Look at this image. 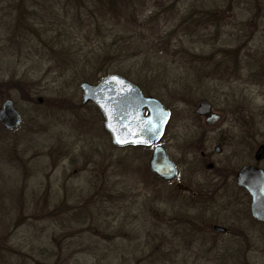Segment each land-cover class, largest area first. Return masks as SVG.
Wrapping results in <instances>:
<instances>
[{
    "label": "rangeland",
    "instance_id": "rangeland-1",
    "mask_svg": "<svg viewBox=\"0 0 264 264\" xmlns=\"http://www.w3.org/2000/svg\"><path fill=\"white\" fill-rule=\"evenodd\" d=\"M129 1L130 29L159 33L167 52L146 44L101 67L169 110L161 145L177 178L153 179L150 149L114 148L81 104L79 84L100 67L88 52L125 35L121 21L90 20V3L0 0V105L11 99L23 118L0 126V264H264V227L235 184L243 166L264 171L253 157L264 146V0ZM63 55L85 64L70 69ZM201 101L223 116L215 130L195 115Z\"/></svg>",
    "mask_w": 264,
    "mask_h": 264
},
{
    "label": "water",
    "instance_id": "water-1",
    "mask_svg": "<svg viewBox=\"0 0 264 264\" xmlns=\"http://www.w3.org/2000/svg\"><path fill=\"white\" fill-rule=\"evenodd\" d=\"M79 87L82 91V105L91 102L101 112L104 129L110 135L113 147L154 145L148 161L149 170L164 182H171L176 178V165L158 144L169 119V112L159 101L151 96H144L136 85L117 75L105 76L95 84L82 82ZM41 102V99L36 101L37 104ZM196 114L207 117L208 125L219 119L218 115L211 114L205 102L198 105ZM21 120L13 102L4 101L0 107V125L5 130L13 131L19 127ZM254 159H264V146L258 148ZM207 168H211V165ZM237 185L250 196L251 218L264 226V172L255 167H243L237 173ZM212 230L217 234L227 232L226 228L218 225L213 226Z\"/></svg>",
    "mask_w": 264,
    "mask_h": 264
},
{
    "label": "trees",
    "instance_id": "trees-1",
    "mask_svg": "<svg viewBox=\"0 0 264 264\" xmlns=\"http://www.w3.org/2000/svg\"><path fill=\"white\" fill-rule=\"evenodd\" d=\"M72 4V6L78 10L79 7L85 6V3H90V9L87 12V15L89 16L90 20H93L95 22L98 21V19H103V20H115L117 22L121 21L120 25H123V31L125 33L118 35L116 34L113 40L110 43H105L103 44V48L99 51H90L88 54L90 56L96 57V65L100 66L99 69L94 71L93 77L90 80H97L100 77H97L98 75L105 76L109 73H107L106 68H102L101 66L103 65L104 62L108 61L110 57L113 58H118L123 55L122 57L124 60H127L129 58L137 57L139 55L144 54L145 52V46L148 45L149 48H154L155 52L158 51H164L167 52L166 50H161L159 49V44H161V40L158 37V34H154L155 36H151L149 33V38L150 40L145 39V34L144 32L147 31L145 28H140V29H130V26L132 25H137L136 24V14H135V6L133 3H131L129 0H87L84 3V0H69ZM95 6L99 7V11ZM87 7L85 6V9ZM98 14V15H97ZM112 16V17H111ZM94 22V23H95ZM130 25V26H129ZM148 31L151 33L154 32L153 28H150ZM139 41H146V43H140ZM122 47V48H120ZM122 59V60H123ZM140 64V69L148 68L150 65V61L147 60L146 58L141 60ZM60 63H68L64 64V66L70 67V69H73L74 67L78 68L77 65L79 63H84L85 64V59L84 57L77 59L76 57H65L63 55L62 59L60 60ZM91 64L93 62L91 61ZM93 67V66H92ZM130 77V75H129ZM131 78V77H130ZM135 84L145 93L148 95V93L144 90L143 86L140 84V81H136ZM148 171V169H147Z\"/></svg>",
    "mask_w": 264,
    "mask_h": 264
},
{
    "label": "flooded vegetation",
    "instance_id": "flooded-vegetation-1",
    "mask_svg": "<svg viewBox=\"0 0 264 264\" xmlns=\"http://www.w3.org/2000/svg\"><path fill=\"white\" fill-rule=\"evenodd\" d=\"M256 14L257 15H259V14H261V9L260 10H258V11H256ZM256 18V20H258L259 19V17H255ZM263 60H264V57H263ZM262 75H264V74H262ZM261 78V77H260ZM259 77L257 78V77H255V82L257 81V79H260ZM207 103V102H206ZM208 104V103H207ZM208 106H209V108H210V112L211 113H213V114H216V115H218L219 116V119L217 120V122L216 123H213L212 125H208L207 123H206V118L207 117H205V118H199L201 121H202V123H203V126L205 127V129L207 130V131H210V130H215L217 127H218V125H220L221 124V122H222V120H223V116L221 115V114H218L217 112H215L213 109H212V107L208 104ZM167 127H165V131H164V134L167 132ZM160 144H161V140H160ZM258 149V148H257ZM220 151H221V149H220V147H216V149H215V152H217V153H220ZM257 151V150H256ZM255 151V152H256ZM254 155H255V153H254ZM202 156H204V155H202ZM254 157V156H253ZM171 159V158H170ZM206 160V159H205ZM264 160V159H263ZM174 162V161H173ZM257 162V161H256ZM259 162H261V161H259ZM175 163V162H174ZM176 164V163H175ZM208 165H211V168H207L208 167ZM177 166V165H176ZM213 167H214V165L213 164H211V163H208L207 165H206V169H208V170H212L213 169ZM251 167H255V168H258V167H256V166H251ZM242 168V167H241ZM241 168L237 171V173L241 170ZM237 173H236V175H235V184H236V187L239 189V190H241L242 191V188L241 187H239L238 185H237ZM220 177V176H219ZM173 183V182H172ZM177 188H179V189H185L184 191H185V194H191L193 197H194V193H192V192H190V190H188L187 188H185V187H182V186H180V185H178L177 186ZM245 195L249 198V196L247 195V193L245 192ZM189 201H193L192 200V198H190L189 199ZM250 203H251V199L249 198V206H250ZM253 222H254V224L255 225H258V223L256 222V221H254V220H252ZM213 226H215V225H213ZM213 226H211V230H212V227ZM225 228V227H224ZM227 229V228H226ZM212 232L214 233V234H217V233H215L213 230H212ZM228 229H227V232L226 233H224V234H219V235H226V234H228ZM218 235V234H217Z\"/></svg>",
    "mask_w": 264,
    "mask_h": 264
},
{
    "label": "snow or ice",
    "instance_id": "snow-or-ice-1",
    "mask_svg": "<svg viewBox=\"0 0 264 264\" xmlns=\"http://www.w3.org/2000/svg\"><path fill=\"white\" fill-rule=\"evenodd\" d=\"M118 142H120V141H118Z\"/></svg>",
    "mask_w": 264,
    "mask_h": 264
}]
</instances>
